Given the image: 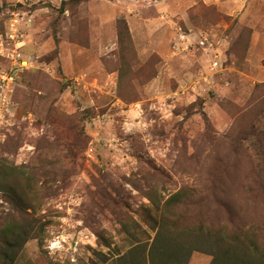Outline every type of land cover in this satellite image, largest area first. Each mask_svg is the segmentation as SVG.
Instances as JSON below:
<instances>
[{"label":"rangeland","instance_id":"374dc122","mask_svg":"<svg viewBox=\"0 0 264 264\" xmlns=\"http://www.w3.org/2000/svg\"><path fill=\"white\" fill-rule=\"evenodd\" d=\"M62 1L0 0V74L11 19L27 60L0 97V251L44 232L0 264H110L124 219L151 241L148 193L182 189L183 224L264 235V0Z\"/></svg>","mask_w":264,"mask_h":264},{"label":"trees","instance_id":"16d2710c","mask_svg":"<svg viewBox=\"0 0 264 264\" xmlns=\"http://www.w3.org/2000/svg\"><path fill=\"white\" fill-rule=\"evenodd\" d=\"M69 1L63 0L62 6ZM16 181L17 187L27 194L18 177ZM185 193V189L176 191L162 203L148 193L149 203L144 209L147 213L145 221L153 231L151 241L139 239L136 227L141 223L135 219H124L121 229L133 244L125 252L111 259L105 257V260L111 261L110 264H187L191 253L199 251L212 255L211 264H264V235L255 230L256 225L245 230H230L225 225H209L203 221L183 224L180 213H169L185 203ZM16 197L18 204L26 203L24 195ZM31 238L39 242L44 238L43 230L37 229L32 220L4 227L0 259L11 263L16 251ZM98 238L109 245L104 235L99 234Z\"/></svg>","mask_w":264,"mask_h":264},{"label":"built area","instance_id":"2783aa9c","mask_svg":"<svg viewBox=\"0 0 264 264\" xmlns=\"http://www.w3.org/2000/svg\"><path fill=\"white\" fill-rule=\"evenodd\" d=\"M16 16L17 14H13V16ZM10 27L8 29V31H5V35H7L12 41H14V44H15V49L13 50V54L11 56V60L14 64L15 67H11L10 69L8 70H5V71H2V73L4 74H0V97L3 101H5L7 99V95L6 94H3V87L5 86L6 90H7V86H9V84H11L14 80V76H16L17 74V71L23 69V67H26L27 66V60L23 57L20 56L19 53H17V49H18V42H19V34L17 33V28L15 27L14 25V22H15V18L11 19L10 21ZM13 26V28H12ZM16 41V42H15ZM2 43L0 42V45ZM0 54L2 55L3 52H2V49H0Z\"/></svg>","mask_w":264,"mask_h":264}]
</instances>
